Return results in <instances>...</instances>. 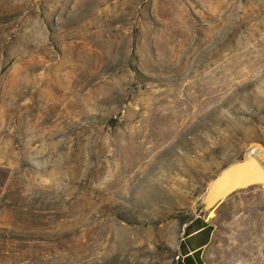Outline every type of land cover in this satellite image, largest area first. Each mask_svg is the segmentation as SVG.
<instances>
[{
    "label": "rangeland",
    "instance_id": "374dc122",
    "mask_svg": "<svg viewBox=\"0 0 264 264\" xmlns=\"http://www.w3.org/2000/svg\"><path fill=\"white\" fill-rule=\"evenodd\" d=\"M249 146L264 0H0V264H180L193 215L206 264H264V184L201 210Z\"/></svg>",
    "mask_w": 264,
    "mask_h": 264
},
{
    "label": "water",
    "instance_id": "95a60500",
    "mask_svg": "<svg viewBox=\"0 0 264 264\" xmlns=\"http://www.w3.org/2000/svg\"><path fill=\"white\" fill-rule=\"evenodd\" d=\"M251 184H264V162L249 146L243 157L227 162L209 179L200 200L201 210L213 208L234 190Z\"/></svg>",
    "mask_w": 264,
    "mask_h": 264
},
{
    "label": "crops",
    "instance_id": "0c3cea01",
    "mask_svg": "<svg viewBox=\"0 0 264 264\" xmlns=\"http://www.w3.org/2000/svg\"><path fill=\"white\" fill-rule=\"evenodd\" d=\"M203 229L204 232H200ZM211 233L210 222L202 216L193 215L184 222L182 235L177 242V252L182 264H206L203 251L209 243Z\"/></svg>",
    "mask_w": 264,
    "mask_h": 264
},
{
    "label": "trees",
    "instance_id": "16d2710c",
    "mask_svg": "<svg viewBox=\"0 0 264 264\" xmlns=\"http://www.w3.org/2000/svg\"><path fill=\"white\" fill-rule=\"evenodd\" d=\"M11 206L13 207L11 210L16 211L18 213H22V211L24 210L25 206L23 204H21L20 202H15L13 201ZM192 216H188L186 219H184V222H187L189 219H191Z\"/></svg>",
    "mask_w": 264,
    "mask_h": 264
},
{
    "label": "bare ground",
    "instance_id": "6f19581e",
    "mask_svg": "<svg viewBox=\"0 0 264 264\" xmlns=\"http://www.w3.org/2000/svg\"><path fill=\"white\" fill-rule=\"evenodd\" d=\"M251 151L254 155H256L258 158L264 156V148L261 146H251ZM249 153V151L247 152Z\"/></svg>",
    "mask_w": 264,
    "mask_h": 264
},
{
    "label": "built area",
    "instance_id": "2783aa9c",
    "mask_svg": "<svg viewBox=\"0 0 264 264\" xmlns=\"http://www.w3.org/2000/svg\"><path fill=\"white\" fill-rule=\"evenodd\" d=\"M178 255H176V257H177ZM180 256V255H179ZM180 261H181V258H180ZM180 264H182V262H180Z\"/></svg>",
    "mask_w": 264,
    "mask_h": 264
}]
</instances>
